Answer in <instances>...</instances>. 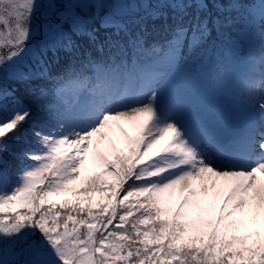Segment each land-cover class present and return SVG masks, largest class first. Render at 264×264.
<instances>
[{
	"label": "snow or ice",
	"instance_id": "1",
	"mask_svg": "<svg viewBox=\"0 0 264 264\" xmlns=\"http://www.w3.org/2000/svg\"><path fill=\"white\" fill-rule=\"evenodd\" d=\"M0 264H264V0H0Z\"/></svg>",
	"mask_w": 264,
	"mask_h": 264
},
{
	"label": "trees",
	"instance_id": "2",
	"mask_svg": "<svg viewBox=\"0 0 264 264\" xmlns=\"http://www.w3.org/2000/svg\"><path fill=\"white\" fill-rule=\"evenodd\" d=\"M208 2L211 3L212 0H208ZM220 2H222L224 4H227L228 0H220ZM256 2H257V0H243V3L246 6H249V5L254 6L256 4ZM229 14L232 15V16L236 15L235 12H232V13L225 12L221 16V19H223L224 16H228ZM212 15L213 16L217 15V12H216L215 9H212ZM170 17H171V13H170V10H169V19L167 20V24H169V25L174 23V21ZM146 23H147V27L149 29V32H151L154 28H156V26H160L161 24H164L165 21L163 20V18H161V20H158V21H155V22H153L151 19H149L148 21H146ZM153 24H154V26H153ZM156 24H158V25H156ZM153 35H156V33H153ZM213 35H215V32H213ZM241 56H242V52L239 49H236L234 56L231 57V58L225 59L223 62L225 64H227V65H230L232 69H235V66L238 65V58L241 57Z\"/></svg>",
	"mask_w": 264,
	"mask_h": 264
},
{
	"label": "rangeland",
	"instance_id": "3",
	"mask_svg": "<svg viewBox=\"0 0 264 264\" xmlns=\"http://www.w3.org/2000/svg\"><path fill=\"white\" fill-rule=\"evenodd\" d=\"M137 2H139V0H137ZM149 2H151V0H149ZM141 15H145L144 13H141ZM34 23H36V24H39V23H41V21H39V20H36V21H34ZM156 25H158V24H156ZM155 25V26H156ZM153 26H154V24H153ZM159 26H156V28H158ZM150 33H152L153 34V32L151 31ZM126 127H128L127 125H126Z\"/></svg>",
	"mask_w": 264,
	"mask_h": 264
}]
</instances>
